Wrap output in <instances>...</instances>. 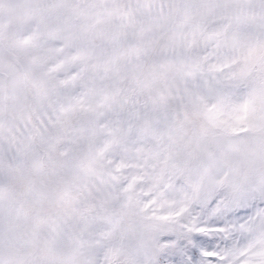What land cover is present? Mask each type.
<instances>
[{
	"label": "snow or ice",
	"instance_id": "6c2138e0",
	"mask_svg": "<svg viewBox=\"0 0 264 264\" xmlns=\"http://www.w3.org/2000/svg\"><path fill=\"white\" fill-rule=\"evenodd\" d=\"M0 264H264V0H0Z\"/></svg>",
	"mask_w": 264,
	"mask_h": 264
}]
</instances>
